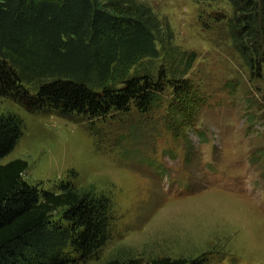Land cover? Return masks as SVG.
Wrapping results in <instances>:
<instances>
[{"label": "rangeland", "instance_id": "374dc122", "mask_svg": "<svg viewBox=\"0 0 264 264\" xmlns=\"http://www.w3.org/2000/svg\"><path fill=\"white\" fill-rule=\"evenodd\" d=\"M137 1L168 21L177 47L196 53L191 95L170 94L148 114L132 108L91 121L31 114L0 95V111L23 119L0 165L25 159L31 184L71 182L111 200L112 238L78 264L116 257L264 264V80L252 78L232 47V7Z\"/></svg>", "mask_w": 264, "mask_h": 264}, {"label": "trees", "instance_id": "16d2710c", "mask_svg": "<svg viewBox=\"0 0 264 264\" xmlns=\"http://www.w3.org/2000/svg\"><path fill=\"white\" fill-rule=\"evenodd\" d=\"M227 32L252 78L264 80V0H225ZM166 19L137 0H0V95L31 114L88 120L132 108L160 109L191 95L196 53L175 45ZM168 117V116H167ZM23 119L0 111V159L22 135ZM25 159L0 165V264H78L112 238L111 200L61 181H26ZM107 264H204L116 257Z\"/></svg>", "mask_w": 264, "mask_h": 264}]
</instances>
